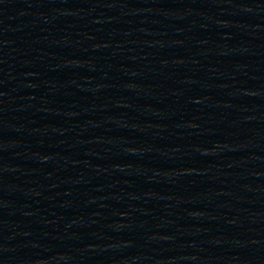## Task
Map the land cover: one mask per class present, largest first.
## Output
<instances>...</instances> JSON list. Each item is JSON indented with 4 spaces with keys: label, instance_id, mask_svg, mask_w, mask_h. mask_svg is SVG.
Returning a JSON list of instances; mask_svg holds the SVG:
<instances>
[{
    "label": "water",
    "instance_id": "95a60500",
    "mask_svg": "<svg viewBox=\"0 0 264 264\" xmlns=\"http://www.w3.org/2000/svg\"><path fill=\"white\" fill-rule=\"evenodd\" d=\"M0 264H264V0H0Z\"/></svg>",
    "mask_w": 264,
    "mask_h": 264
}]
</instances>
